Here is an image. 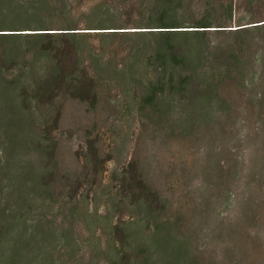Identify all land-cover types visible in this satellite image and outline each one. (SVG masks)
<instances>
[{
  "label": "rangeland",
  "instance_id": "obj_1",
  "mask_svg": "<svg viewBox=\"0 0 264 264\" xmlns=\"http://www.w3.org/2000/svg\"><path fill=\"white\" fill-rule=\"evenodd\" d=\"M0 264H264V0H0Z\"/></svg>",
  "mask_w": 264,
  "mask_h": 264
},
{
  "label": "trees",
  "instance_id": "obj_2",
  "mask_svg": "<svg viewBox=\"0 0 264 264\" xmlns=\"http://www.w3.org/2000/svg\"><path fill=\"white\" fill-rule=\"evenodd\" d=\"M158 25L161 26H168L170 24H167L168 22H166L165 19H161L158 20ZM168 28V27H165ZM52 47V48H50ZM42 51H62L63 47H60L58 45L55 44V42L51 41L49 42V40L45 41L43 46H42ZM184 82H178L177 85L180 87L184 86ZM88 155H89V160L90 163L98 168V171H100V164H99V159L97 158V154L95 151V148L93 147V145H89L88 149H87ZM124 188L128 191V193L131 196H135L137 197V199H142L147 206L151 207L153 202L155 201V194L149 190V188L146 187V185L143 183V181H141L140 179H128L126 180V182H124Z\"/></svg>",
  "mask_w": 264,
  "mask_h": 264
}]
</instances>
